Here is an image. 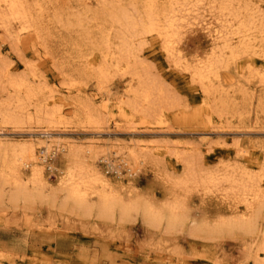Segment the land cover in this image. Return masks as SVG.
<instances>
[{"label":"rangeland","instance_id":"1","mask_svg":"<svg viewBox=\"0 0 264 264\" xmlns=\"http://www.w3.org/2000/svg\"><path fill=\"white\" fill-rule=\"evenodd\" d=\"M129 1L18 0L30 13L24 25L11 24L0 9V102L9 96L2 91L9 80L37 89L29 99L20 93L19 123L0 124V146L34 144L47 183L42 192L28 187L35 194L29 202L11 201V176H0V264L264 263V0H177L170 14L175 56L156 36L133 38L125 54L119 51L122 30L110 13L140 0ZM229 8L240 20L232 21ZM247 21L250 43L260 52L211 61L221 46L213 27L232 32ZM199 63L210 79L218 78L213 84L193 75ZM143 83L152 90L151 103L134 106L130 91ZM152 101L156 110L145 112ZM35 107L46 115H34ZM47 137L66 151L44 156L40 142ZM110 147L132 150L143 162L131 175L119 162L112 167L111 156L91 160L85 153ZM69 148L82 176L93 164L118 202L144 205L164 219L148 223L140 209L123 217L118 206L109 220L101 217L93 184L85 188L87 209L74 206L59 181ZM169 206L184 224L168 225ZM248 221L253 235L244 227Z\"/></svg>","mask_w":264,"mask_h":264},{"label":"bare ground","instance_id":"2","mask_svg":"<svg viewBox=\"0 0 264 264\" xmlns=\"http://www.w3.org/2000/svg\"><path fill=\"white\" fill-rule=\"evenodd\" d=\"M158 2H159L158 0H140L138 2H135L131 7L129 6L131 9L124 8V7L123 8L117 7L119 9H115L113 12L110 13V18L112 20V23L121 26L120 28H121L122 31H121L120 36H119V43L121 44V48L119 49L120 52L123 53L126 48L128 49V47L129 48L132 47L130 45L132 43V39L133 38L146 37V36H152V37L156 36L157 38L159 37V38H161L164 41V43H165V48L164 49H165L166 53L169 54V56L170 55L171 56L172 55L173 56L176 55V54H174L176 50L174 51V48H173V45H172L170 39L172 38V36H175V34H176L175 32H176V28L177 27L174 30V27H175L174 20L175 19H173L174 17L172 15H171L172 16L171 17L170 14H172L171 12H173V10H174V8H172V7L174 5H177V0H167L165 2V3H168L169 6H171L170 9H169V6H167V7L158 6ZM231 8H229V15H230V17L232 16V21H233V19L234 20L235 19L240 20V16H241L240 13H235V11H233V13H232L230 11ZM0 9H4V10L6 9L7 10L6 11L7 13L3 16L4 19H6L7 21H10V23H11V21H14L17 24L19 23V25L23 24V23H26L27 19L29 17V14H30L29 10L25 7V5L22 4L21 2H18V0H0ZM224 10H227V8H225ZM160 18H161L160 23H157V20L160 19ZM27 23H29V22H27ZM239 23L240 24L232 32H223L221 30V28L218 27V25L213 27V33L211 34V35H213V40L215 41L216 46H218V45H221V46L218 47L217 51H215V53L217 54L218 57L215 56L216 60L211 57L212 58L211 61L219 62V58H221L222 56H226V55H228L227 58L231 57V58L236 59V57H238L239 55L244 54V53H246V54L250 53L251 55H253V54H257V53L260 52V51L257 50L259 48H257L258 45H255L256 43L254 45L250 43V39L249 38L252 35H250V33H249V30H251L249 25H251V24L248 23V21L247 22H239ZM11 24H13V23H11ZM177 26H178V24H177ZM29 27H31L30 24H29ZM32 27H33V24H32ZM27 29H28V27H22L20 31L22 32V31L27 30ZM17 30H18V28H17ZM21 32H19V31L17 33L15 32L17 34L16 37H15L16 40L18 39V34L20 36ZM234 32H235V34H234ZM251 33H252V30H251ZM253 33L256 34V32H254V31H253ZM7 35H9V34H7ZM255 37H256V35H255ZM13 39H14V37H13ZM254 42H257V41H254ZM173 51H174V53H173ZM125 53L126 52H124V54ZM120 54L121 53H119V55ZM129 54L130 53H128V56H129ZM227 58H225V59L227 60ZM238 58H240V57H238ZM230 61H233V59L230 60ZM179 63H180V61H179ZM207 63L210 64V60ZM180 66H182V65L180 64ZM182 67L185 70L189 71L188 67H186V66H182ZM103 73L104 72H101L100 76H104ZM192 73L201 83L213 84L214 83L213 81L214 80L216 81L218 79V78H215V77H213V79H210L205 74L203 66H201L200 63H199V65L197 67L192 69ZM9 81L7 82V88H5L6 87V84H5L4 89H2V91L8 93L9 96L4 101L0 102V124L4 125V126L6 124H13L14 125V124H18L19 123L20 119H19V116L17 117V111H18V114H19L20 110L24 107V106L22 107V103H21V101L23 99H21L19 97L20 93L22 91H25V96H26V98L29 99L31 96H33L35 94V91L37 90V89L33 90L32 87H29L28 85L24 84L21 80H20L21 81L20 82L18 79H17L18 82H14V81L13 82H9ZM11 91H12V94H10ZM151 91H152L151 88H148L146 86V84L144 85V83L138 90L130 91L133 94V99H135L133 101L134 102V106H135V104L136 105L138 104V101L140 103H143V104L149 103V102L151 103V100H152L151 99V97H152ZM157 100H159V99H157ZM150 103H149V105H150ZM152 103H153V101H152ZM124 104L125 103L123 102V100H121L120 103L118 104V109L119 110L122 109V107H123L122 105H124ZM143 104H142V106H143ZM30 105H31V103H30ZM149 105L145 108L146 109L145 112L152 113L153 110L155 109L154 108V103H153V106H151V107H149ZM134 106L131 105V107H134ZM44 109H46V108H44ZM53 110L54 109L52 108V111ZM34 111H35L34 115H36V116H38L39 113H42V114L46 113V112H43V110H41L39 107H37V108L35 107ZM55 112L56 111H54L53 113L55 114ZM58 112H59V110H58ZM58 112H56V113L59 115L60 113H58ZM154 113H155V111H154ZM23 114H25V113L23 112ZM28 114H26V115H28ZM60 115H62V114H60ZM52 116L53 115L51 114V116L49 118L51 119ZM28 119H30V117H28ZM41 119H42V117H41ZM45 119H47V118H45ZM51 121H52V119H51ZM21 123L22 122H20V124ZM8 126H10V125H8ZM40 143L44 147V153H43L44 156L46 154V155L49 156V158L51 157V155H54V153L59 152V151H61V152L63 151L64 152V150H65V145H61L60 143L53 142L48 137H47L46 140H44V141H42ZM17 147H19V146H17ZM17 147L16 146L13 147L14 149L13 148L10 149V148H6L5 147V149H4V147L0 146V176L4 175L6 171H8L9 175L11 176L12 184H13V187H14V191H13V195H12V200L11 201L17 200L18 197H22L21 200L24 199L25 202H26V200H29L30 195H32L31 197H33V194H34L33 192H32L33 193L32 194L29 191L30 187L32 189H34V191L35 190H41V192H42L43 191L42 189H44L45 184H47L46 180H45V175L43 173V168L41 167L42 163H44V161H43L44 159L43 160H39L36 157V154H35L36 152H35V148H34L35 145L34 144H32V145H30L28 147L21 146V147H19V149ZM15 148H17V149H15ZM85 153L87 154L88 158L91 159V160L93 158H95V156H98V155H101V154L103 155L104 159H105V157L111 156L112 158H111V161L109 162V164H111L112 167H117L116 163L119 162L127 169V171L131 175L134 174L138 170V169H135L133 166L141 165L142 162H143L140 159V156L138 155V153L136 154V152H134L132 150L127 152V151H124V149L122 150V148L121 149H115V147H110L109 149H107V151H105V150H103V151H95V150L88 149L87 151L85 150ZM8 156H10L11 158L8 159ZM76 156H77L76 152L69 148L68 152H67V159H68L69 164L67 165L65 170H63V172L61 170L60 174H61L62 177H61V179H59V181L61 180V182H60L61 185L66 188V189L63 188V191H66L65 193H67L66 194L67 197L72 201V202L71 201L70 202L73 203L74 206L77 205L79 207H83L84 209H87V204L86 203L88 202V200L86 199L87 193H85V188H87V186H89L90 184H93L94 187H96L98 189L97 194L100 197V199H99L100 200V202H99L100 206H99L98 210H99V213L102 214L101 217H104L105 215L106 216L107 215L108 216L109 215L113 216L114 213L112 212V210L117 208L116 206H118L119 209H120V212L122 214L121 216H123V217H125L126 215H129L131 210L140 209L141 212L143 213V219L145 217L148 220V223L151 222V224H153V223L154 224L155 223L159 224L158 221H159V219L162 218V214L161 213H156V212H154L155 210L152 211V209H150L149 207H146L144 205H141V208H140V206H137V205H134V204L129 206V204L123 205V203L118 202L114 198V195L112 194V192L115 190L113 188L112 184H110L108 182V180H106L103 176L100 175V173L96 170V168L93 167V164H91V166H90V170L88 172L89 174L86 172V174L88 176L87 177L82 176V171H83L82 166H80L79 164L74 162ZM144 156H145V154H144ZM96 160H97V158H96ZM144 160H145V158H144ZM78 162H80V161H78ZM132 163H133V165H132ZM26 169H28V172L27 173L25 172L22 175L21 171H23V170L25 171ZM50 169L51 170L53 169L52 166L50 167ZM44 172H45V170H44ZM86 174H84V175H86ZM10 176H8V177H10ZM62 186H60L61 189H62ZM59 190H60V188H59ZM60 191H62V190H60ZM42 195H43V193H42ZM67 197H65L66 199L64 198V200L68 201ZM37 199H38V197H37ZM27 202H29V201H27ZM169 207H171V206H169ZM174 210H175V208L171 207V209H169L166 214L163 213L166 216V219H167L166 222L168 223V225L169 226H176V225L184 224L186 218H184V216H181L179 213L174 212ZM111 213H113V214H111ZM108 216L106 218H108ZM110 218H108V220ZM162 219H164V218H162ZM229 222H231V221H229ZM233 223H235V222H233ZM228 225H225V226H227V228H229V229L228 230H226V228H224V229H225V231H229V233H230V231L232 229L230 230L231 226L228 227ZM241 225L242 226L244 225L243 222H242ZM203 226L206 227L205 225H203ZM244 227H247L249 229V234H251L252 229H254V227L250 224V221L246 222V225H244ZM212 228L213 227H211V229L210 228H207V229H208V231H209V229L212 231ZM250 228H251V231H250ZM195 229L197 230L196 227H195ZM207 229L205 230V232L207 231ZM219 229L220 228H218L216 230L217 233H222L221 229H220L221 232H218ZM211 231H209V233H211ZM216 231L214 230L212 232L215 233ZM241 231L244 232L245 230L242 229ZM244 233L247 234L246 231ZM254 233L252 232V235ZM261 233H262L261 234L262 235V239L261 240H264V229H262ZM215 236H216V234H215ZM261 250L264 251V246L261 248ZM260 264H264V263H260Z\"/></svg>","mask_w":264,"mask_h":264}]
</instances>
